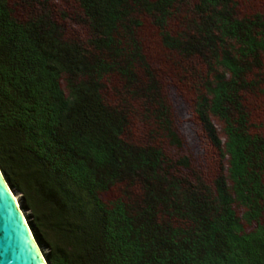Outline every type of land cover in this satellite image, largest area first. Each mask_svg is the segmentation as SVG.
I'll return each mask as SVG.
<instances>
[{
    "label": "trees",
    "instance_id": "16d2710c",
    "mask_svg": "<svg viewBox=\"0 0 264 264\" xmlns=\"http://www.w3.org/2000/svg\"><path fill=\"white\" fill-rule=\"evenodd\" d=\"M0 170L48 264H264V0H0Z\"/></svg>",
    "mask_w": 264,
    "mask_h": 264
},
{
    "label": "water",
    "instance_id": "95a60500",
    "mask_svg": "<svg viewBox=\"0 0 264 264\" xmlns=\"http://www.w3.org/2000/svg\"><path fill=\"white\" fill-rule=\"evenodd\" d=\"M13 194L0 170V264H48Z\"/></svg>",
    "mask_w": 264,
    "mask_h": 264
},
{
    "label": "rangeland",
    "instance_id": "374dc122",
    "mask_svg": "<svg viewBox=\"0 0 264 264\" xmlns=\"http://www.w3.org/2000/svg\"><path fill=\"white\" fill-rule=\"evenodd\" d=\"M64 4L66 6H71V4L73 5V3L71 4L64 3ZM250 4H253V1H251ZM250 4L249 7L251 6ZM172 92L174 93L175 101L177 102L175 107H176V115L178 116V119L175 120V124L177 126V130L180 136L183 139V145H184L180 153L187 151V153L190 154L193 158H196L197 155L201 154V149L202 148L204 149L205 147L204 139L201 135L200 130L197 128L195 123L191 121V117H189L188 114L186 113V109H188L187 108L188 97L186 93L183 92L181 87H173ZM169 151L171 152V150ZM173 152H177V151L173 150Z\"/></svg>",
    "mask_w": 264,
    "mask_h": 264
},
{
    "label": "bare ground",
    "instance_id": "6f19581e",
    "mask_svg": "<svg viewBox=\"0 0 264 264\" xmlns=\"http://www.w3.org/2000/svg\"><path fill=\"white\" fill-rule=\"evenodd\" d=\"M16 198H17V195H16V194H13V200H15V202H16ZM28 232H29V234L31 235L30 230H28ZM40 264H45V262H44L42 256L40 257Z\"/></svg>",
    "mask_w": 264,
    "mask_h": 264
}]
</instances>
